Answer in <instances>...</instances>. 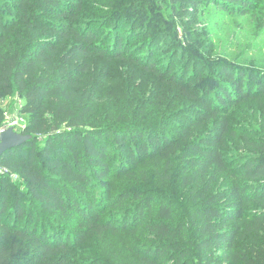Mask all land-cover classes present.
<instances>
[{"label":"trees","instance_id":"1","mask_svg":"<svg viewBox=\"0 0 264 264\" xmlns=\"http://www.w3.org/2000/svg\"><path fill=\"white\" fill-rule=\"evenodd\" d=\"M204 3L264 9V0H0V101L22 99L30 136L0 154V264H113L82 244L121 234L133 236L128 264H264V159L228 160L221 113L263 95L264 74L182 48ZM202 125L195 136L190 126ZM208 170L232 181L213 191L201 183ZM173 189L187 202L159 193Z\"/></svg>","mask_w":264,"mask_h":264},{"label":"rangeland","instance_id":"2","mask_svg":"<svg viewBox=\"0 0 264 264\" xmlns=\"http://www.w3.org/2000/svg\"><path fill=\"white\" fill-rule=\"evenodd\" d=\"M261 7L254 8L251 6L246 12L239 14L236 11H222L213 4L210 6H207V3L201 4L198 13L193 17V22L190 24L194 43L188 44L187 47L182 44V48L189 49L205 60L207 58V62L226 61L242 70L264 74V9H260ZM177 30L181 43H183L182 29L177 27ZM22 103V99L16 93L6 96L0 101V111L2 112L0 133L12 128L13 131L22 134V129L28 121L27 116L21 112ZM221 113L226 115L228 129L231 133L225 148L226 153H228V160L242 161V165H244L246 162L256 159L258 154L264 159V94L256 96L255 99L231 104L221 110ZM186 117H189L190 120L188 121L191 122L195 119L192 113H187ZM190 127L195 136L206 132L204 125ZM245 136L248 137L246 142L242 140ZM258 147H262V150L259 151ZM154 169V163L150 162L144 167V173L151 176ZM157 170L160 171V169ZM141 175L139 173V176ZM10 179L11 183L15 185L14 189L19 191L22 203L28 207L30 204L26 199L29 194L23 185H18L19 178L11 175ZM207 181H211L213 191H215L218 188L226 187L232 179L227 173L214 174L208 170L203 176L202 185ZM170 182L174 183V181ZM254 184L255 182L252 185ZM176 185L180 187L179 182H176ZM14 189L9 187L7 192L9 197L6 199V204H8L7 208L9 209H11V203L14 200ZM159 193H162L163 197H180L179 202H187L185 197H181V193H187L186 189H182L181 192L173 189L170 192ZM157 202L156 200L155 204ZM110 216L115 217L113 223H121L119 220L120 212L107 210L105 219ZM132 239L133 236L128 234H121L116 237L104 235L99 238H89L88 242L82 244V247L87 251L88 258L96 256L112 261L113 264H117V262L128 264L130 257L123 247ZM71 241L72 237H70V243Z\"/></svg>","mask_w":264,"mask_h":264},{"label":"water","instance_id":"3","mask_svg":"<svg viewBox=\"0 0 264 264\" xmlns=\"http://www.w3.org/2000/svg\"><path fill=\"white\" fill-rule=\"evenodd\" d=\"M30 139L29 135H23L9 128L0 133V154L6 150L15 148Z\"/></svg>","mask_w":264,"mask_h":264}]
</instances>
